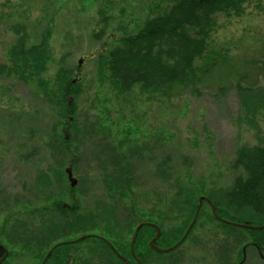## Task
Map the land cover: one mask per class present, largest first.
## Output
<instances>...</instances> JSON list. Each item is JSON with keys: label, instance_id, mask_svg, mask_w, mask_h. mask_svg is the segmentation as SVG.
Segmentation results:
<instances>
[{"label": "rangeland", "instance_id": "374dc122", "mask_svg": "<svg viewBox=\"0 0 264 264\" xmlns=\"http://www.w3.org/2000/svg\"><path fill=\"white\" fill-rule=\"evenodd\" d=\"M172 3L0 0V66H10L9 52L23 37L29 47L48 37L50 56L38 78L0 71V242L10 255L5 264H38L29 232L50 223L59 230L54 244L97 234L126 251L137 225L150 222L160 226L158 245L168 249L185 236L200 196L212 195L225 209L223 194L246 175L235 166L239 152L264 146V105L252 106L264 98V0H251L241 16L217 15L208 54L196 63L211 67L192 86L118 93L104 77L103 57ZM62 71L80 90L72 130L54 99ZM249 89L252 100L246 98ZM58 204L70 210L51 214ZM40 208L47 213H33ZM200 212L188 238L168 253L150 247L155 228L143 229L137 253L144 264H243L252 233L223 227L207 202ZM81 217L91 223L72 227ZM18 224L27 236L16 231ZM103 245L90 239L62 246L49 263L102 264L92 252ZM247 253L245 264H264L253 248Z\"/></svg>", "mask_w": 264, "mask_h": 264}, {"label": "trees", "instance_id": "16d2710c", "mask_svg": "<svg viewBox=\"0 0 264 264\" xmlns=\"http://www.w3.org/2000/svg\"><path fill=\"white\" fill-rule=\"evenodd\" d=\"M250 1L173 0V3L166 12L159 14V16L148 18L136 34L120 39L115 47L108 50V55L103 57V64L106 69V74H104L105 79L115 87L118 93L123 94L130 93L135 87H139L140 90L145 92H173L176 89L192 86L195 84L194 81L198 79L199 73L205 74L207 68L211 67L207 65L208 67L198 68L196 63L198 60L204 59L206 54H208V47L212 40L211 37L217 30V15L241 16L245 13V5ZM47 39L48 37H44L39 44L30 45L29 47L27 46L26 38H20L9 52L10 66L2 65L0 66V71L6 70L8 74L19 75L20 78L22 76L25 78L26 76L29 78L40 77L50 59ZM57 78L58 94L54 95V99H56L63 117L66 118L69 115L68 120H70V123L68 126L72 130L77 121L73 116L77 112L75 100L76 95L80 91L76 84L78 81L76 79L72 80L66 71L60 72ZM245 91H247V99H254L255 95L251 92L253 90L249 89ZM67 97L70 98L68 99ZM263 99L253 101L252 106L255 104L254 110L261 109L264 105ZM238 156L235 166L243 169L246 175L238 176L232 188H229L223 194L225 201L223 200L222 204L225 206V209L219 210L218 203L216 202L215 204L210 199L212 195H209L208 199L214 203L220 219L241 224L248 223L252 226L255 225L254 222L257 220L260 224L256 226H262L264 225V146L242 148ZM159 171H162V169ZM196 202L198 204V199ZM58 205L54 207L55 209L51 214L54 212L57 215L59 212L61 214L66 213ZM46 210V208H40L39 211H34L33 213L42 212L41 214L45 215L47 213ZM231 211H235L236 215L231 216ZM194 212L196 213V206ZM214 218L217 222H221L223 227H238L224 221L222 222L216 218L215 214ZM242 219L245 220L243 221ZM87 220L84 217L78 218L72 224V227L78 228L91 223V221ZM147 227H143L137 236L134 246L136 257L140 256V258H143V254L137 253V246L141 238V231ZM15 228L16 231L23 232L27 236L26 227L18 224ZM44 230V233L43 231H39L38 233L29 232L28 242L36 244L38 264H42V261L50 253V250H52V253L46 262L47 264H50L49 262L54 258L58 259L59 248L72 245L62 244L63 242L54 244L53 240L59 231L56 224L50 223ZM249 232L252 233L253 241L256 243L259 251L264 254V230L256 229L249 230ZM90 239L104 244V249L101 248L102 251L94 248L92 252L99 261L101 260L102 264H126L105 241L96 237L85 238V240ZM108 241L111 242L109 239ZM158 243L157 246L160 247ZM180 245L173 250L179 248ZM169 247H173V245ZM169 247L167 248L169 249ZM48 248L49 250H46ZM115 249L117 248L115 247ZM131 249V247H128L124 251L118 248L117 251L125 259H129L128 255L134 259ZM6 250L8 251L7 246L0 242V260L6 255ZM6 261L7 259L2 264H5ZM145 262L143 260V264ZM61 264L69 263L62 262Z\"/></svg>", "mask_w": 264, "mask_h": 264}, {"label": "water", "instance_id": "95a60500", "mask_svg": "<svg viewBox=\"0 0 264 264\" xmlns=\"http://www.w3.org/2000/svg\"><path fill=\"white\" fill-rule=\"evenodd\" d=\"M198 201H199V205H198V207H197V210H196V214H195V216H194V219L192 220V222L190 223L191 225H190V227L188 228V230H187V232L184 234L185 236L180 240V242L178 243V244H176L174 247H169V249H163V248H161V247H158L157 245H155V243L158 241V239H160V237H161V228H160V226L158 225H155V224H152V223H149V222H147V223H141V224H139V225H137L138 227L136 228V232H135V234H134V236H133V239H132V243H131V251H132V254H133V258L137 261V264H143V261L140 259V258H138V257H136V255H135V252H134V246H135V244H136V241H137V236H138V234H139V232H140V230L143 228V227H145V226H150V225H152V226H154L155 228H156V230H157V237L155 238V239H153L151 242H150V246L151 247H153V249H155L156 251H161V252H165V253H168V252H170L171 250H173L174 248H176V247H178V245H180L183 241H185V239L190 235V231L193 229V227L196 225V222H197V220H198V218H199V215H200V210H201V207H202V205H203V203H204V201H207L209 204H210V206L212 207V211L214 212V214H215V216H216V218H218V219H220L219 218V216H218V213H217V211L215 210V205H214V203L212 202V201H210L207 197H205V196H200V198L198 199ZM222 222L224 221V222H226V223H228V224H230V225H235V226H238V227H240V228H243V229H249V230H256V229H258V230H264V225H262V226H252V225H250V224H248V223H244V224H241V223H238V222H229V221H225V220H223V219H220ZM87 237H96V238H99V239H102L103 241L105 240L106 242H108L109 244H110V242L108 241V239H106V238H102L101 236H98V235H84V236H82V237H80V238H78V239H76V240H73V241H71V242H63L62 244H72V243H80V242H82L83 240H85V238H87ZM110 246L112 247V249H114L113 248V246L110 244ZM52 250H50V253L47 255V257L42 261V264H47L46 262H47V260L49 259V257H50V255H51V252ZM114 251H116V253L118 254V256H119V258H121V259H123V261L126 263V264H131L130 263V260L129 259H125L124 257H122L121 255H120V253L117 251V249H114ZM6 255L0 260V264H2L6 259H7V257H8V251L6 250V253H5Z\"/></svg>", "mask_w": 264, "mask_h": 264}, {"label": "flooded vegetation", "instance_id": "af4514ba", "mask_svg": "<svg viewBox=\"0 0 264 264\" xmlns=\"http://www.w3.org/2000/svg\"><path fill=\"white\" fill-rule=\"evenodd\" d=\"M205 202H207V201H204V203ZM203 203V204H204ZM208 203V202H207ZM61 208H63V209H69L70 210V207H68L67 206V208H65V206H61ZM150 223V222H149ZM152 224H154V223H152ZM151 227H153V228H155L154 226H152V225H150ZM158 226V225H157ZM156 229V228H155ZM241 229H243V228H241ZM246 229V228H245ZM244 229V230H245ZM249 230V229H248ZM105 241V240H104ZM106 242V241H105ZM109 246H110V244L113 246V248L115 249V246L113 245V243H111L110 242V244L108 243V242H106ZM157 243H158V241L155 243V245H157ZM245 250H243V254H244V263L243 264H245V262H246V260H247V258H248V253H247V250H248V248H253L255 251H256V253H258L259 255H260V257H261V259L264 261V254L263 253H261L260 251H259V249L257 248V246H256V243L253 241V239L251 240V241H249V242H247V244H245ZM110 248L112 249V247L110 246ZM121 255V254H120ZM138 257V256H137ZM138 258H140V256L138 257ZM141 260H142V258H140ZM143 261V260H142Z\"/></svg>", "mask_w": 264, "mask_h": 264}]
</instances>
